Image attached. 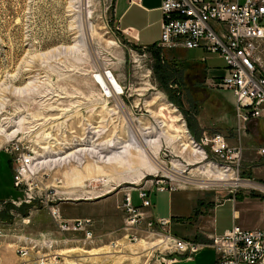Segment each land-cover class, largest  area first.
Instances as JSON below:
<instances>
[{"label": "rangeland", "instance_id": "1", "mask_svg": "<svg viewBox=\"0 0 264 264\" xmlns=\"http://www.w3.org/2000/svg\"><path fill=\"white\" fill-rule=\"evenodd\" d=\"M114 18L110 0H0V162H8L12 173L18 146L39 162L27 184L12 182L13 195L0 201V240L11 239L6 264H34L42 249L36 245L23 259L15 248L25 237L37 244L39 235L56 240L50 252L57 259L50 264H167L172 253L154 238L108 241L122 225L123 192L131 191L133 202L138 188L156 186L157 179L169 190L190 188L212 203L235 189L251 191L259 198L256 206L264 207L258 183L250 180V189L246 181L234 186L230 180L243 178L251 166L253 179L264 183V155L257 153L263 139L246 125L237 129L231 92L206 86L193 66L220 68L222 60L198 48L144 52L115 28ZM176 125L196 145L201 136L220 133L234 146L237 134L249 132L238 168L215 157L207 143L196 146L203 154L196 163L200 157L183 150V141H166L178 135ZM131 131L158 142L164 170L135 164L115 172L101 163L112 141L118 153L124 151ZM79 150L85 153L77 160L42 164ZM215 165L223 167L226 181L211 180ZM98 166L101 174L93 170ZM156 196V209L164 210L161 193ZM52 210L57 220L89 218L98 240L83 244L81 232L60 234ZM211 254L201 250L179 264H210Z\"/></svg>", "mask_w": 264, "mask_h": 264}, {"label": "built area", "instance_id": "2", "mask_svg": "<svg viewBox=\"0 0 264 264\" xmlns=\"http://www.w3.org/2000/svg\"><path fill=\"white\" fill-rule=\"evenodd\" d=\"M138 2L139 0H128L132 4ZM158 9L159 40L155 45L142 47L141 50L145 52L181 47L198 48L204 53L215 54L223 61L225 72L221 75L205 72L202 80L208 87L231 92L237 129L244 130L249 120L264 119V0H160ZM124 34L133 38L131 28ZM196 143H207L215 157L229 159L227 161L230 166L238 168L239 147L229 146L220 133H213L209 137L203 135ZM15 152L12 182L15 187L22 188L35 174L39 162H34L29 150L22 146H18ZM257 153L264 155V141ZM236 178L248 181L237 175ZM155 184L156 190H169L162 180H155ZM136 195L139 199L138 205L132 202L131 191L123 192L122 225L117 238L108 240L110 244L117 245L115 240L137 243L151 237L158 240L156 243L162 245L165 251L171 253H187L191 256L202 246H208L214 252L212 264H264V228L245 229L232 224L220 235H208L205 245L194 240L179 239L169 233L168 218L144 211L150 207L147 189L138 188ZM51 215L55 220L60 219L57 210H52ZM26 221L22 219V222ZM57 221L56 228L60 234L81 232L79 241L83 244L98 240L90 229L92 222L89 218ZM3 235L0 229V237ZM39 236L41 239L37 244L31 238H23L16 246L15 253L20 258H27L30 249L37 245L42 253L33 260L34 264H50L56 261L57 254L50 252L56 240Z\"/></svg>", "mask_w": 264, "mask_h": 264}, {"label": "crops", "instance_id": "3", "mask_svg": "<svg viewBox=\"0 0 264 264\" xmlns=\"http://www.w3.org/2000/svg\"><path fill=\"white\" fill-rule=\"evenodd\" d=\"M110 1L115 17V27L123 34L131 28V30H133V38H129L136 48L140 50L142 47L153 46L158 42L160 36V11L158 9L160 0H139L137 4L128 3V0ZM126 36L128 37V35ZM178 49L183 48L179 47ZM169 52L172 53L171 51ZM179 61H181V59ZM193 66L200 70L202 75L205 72L210 75H221L225 72L224 63L220 68H217V66H203L205 68L201 65ZM231 105L233 107V97ZM262 126L264 127V119H252L247 122L246 129L252 135L254 133L257 135L259 134V137L264 141V128H262ZM232 131L234 132L235 130L233 129ZM242 132L243 133H239L241 134L240 137L237 134L236 141L234 142L236 143L234 146H238L240 149L243 148L244 145L246 146L245 141L247 137H250L249 132L247 135H245L244 131ZM244 135L245 138L243 137ZM227 141H230L229 143H231L230 139H227ZM246 169H248L246 173L247 175L242 177L246 178L248 181H246L247 183L244 185L251 189L253 188L251 183H258V188L264 190V183L253 179V168L250 166L246 167ZM11 175L12 173L9 163L7 162V164H5L0 162V201L13 195L14 188L12 186ZM237 182V185L241 184L240 180ZM146 189L150 199V207L145 208L144 211L147 214L152 213L159 217L168 218L170 221L167 225L169 233L179 239L194 240L205 245L208 242V235H220L224 230L230 228L232 224H237L245 229L264 228V207L260 208L256 206V201H259V198L254 195L252 196L251 191L248 193V191L245 192L243 190L235 189L226 198L217 203H212L210 199L206 200L201 194H198V192L193 191L190 188L181 187L175 188L174 190L165 189L159 191L156 190L154 186L149 185L146 186ZM159 193H161L160 197L165 203L164 210H157L156 204L153 200ZM260 200L264 201V197ZM133 203L135 205L139 204V199L136 196L135 199H133ZM75 217L76 216L64 218ZM93 228L92 225L90 229L94 233L95 230ZM0 241L4 243L0 245V264H6L7 250H9V248L5 243L7 241V244L9 245L11 239L8 237L6 238L5 236V238ZM206 249L212 253V260L210 262V264H212L214 260V252L208 246H202V248L191 256L187 253L179 254L172 252L169 256L170 258H168L169 260L167 261V264L186 263L194 258L199 251Z\"/></svg>", "mask_w": 264, "mask_h": 264}, {"label": "bare ground", "instance_id": "4", "mask_svg": "<svg viewBox=\"0 0 264 264\" xmlns=\"http://www.w3.org/2000/svg\"><path fill=\"white\" fill-rule=\"evenodd\" d=\"M176 131H177L178 135L176 137L166 138V141H168L171 144L174 143L175 140H178V142L183 141L184 143L182 145H180L181 147H183V150L191 149L192 153H194L195 155H198L200 157V159L196 160L197 161L196 163L200 162L201 158H203V156H202L203 154L199 149H195V148H197L196 147L197 145L194 143V141L188 135L186 129L182 125H176ZM129 136H130V140H129L128 144L123 146L124 151L121 153L117 152V150L119 148L116 147V142L112 141L111 144L109 146H107L105 148V150L103 151L104 155L102 158L104 161L101 160V163H103L104 165H107L109 167V169H111L112 171H115V172H119L120 169H125V168L131 167L135 164L146 166V168L150 169V170H152L151 168H153V166H157V168L161 167L162 170H164V168L161 166L162 163L159 164V159H158L159 144H158V142L150 139L147 135L138 133L137 131H136V133H135V131L134 132L131 131V134ZM186 140H189V143L185 142ZM192 146H194V148ZM131 149L134 151H131ZM82 152L85 153V151H83V150L75 151L74 154H72L71 156H68L66 158L63 157V159L59 158L57 160L52 159L49 161H44V162H42V164L48 163V162L49 163L50 162L61 163V161L66 162L68 159L77 160V155L79 153H82ZM103 152L99 153V154H103ZM135 152H136V154H135ZM79 155H81V154H79ZM106 156H108V157H106ZM97 158H101V156H97ZM220 167L216 166V165L214 166V168L217 170L218 174H217L216 178H213L211 180L226 181V179L224 177L225 170L223 169L224 171H220L223 168V167H221V168ZM93 170L97 174H101L103 172L102 166H98L97 169H93ZM80 177H81L80 174H76L75 179L77 180ZM230 180L234 181V182H232L234 186H236L238 184L237 181H239V179L236 180L233 178H231Z\"/></svg>", "mask_w": 264, "mask_h": 264}, {"label": "trees", "instance_id": "5", "mask_svg": "<svg viewBox=\"0 0 264 264\" xmlns=\"http://www.w3.org/2000/svg\"><path fill=\"white\" fill-rule=\"evenodd\" d=\"M156 50H158V51H159V49H155V52H156Z\"/></svg>", "mask_w": 264, "mask_h": 264}]
</instances>
